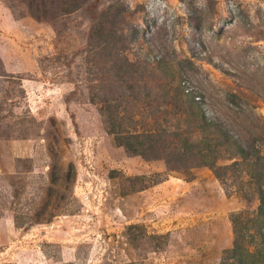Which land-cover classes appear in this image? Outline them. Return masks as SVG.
Returning a JSON list of instances; mask_svg holds the SVG:
<instances>
[{"label": "rangeland", "instance_id": "obj_1", "mask_svg": "<svg viewBox=\"0 0 264 264\" xmlns=\"http://www.w3.org/2000/svg\"><path fill=\"white\" fill-rule=\"evenodd\" d=\"M178 87L251 165L179 149L202 129ZM257 185L264 0H0V264H250L225 254L264 231Z\"/></svg>", "mask_w": 264, "mask_h": 264}, {"label": "trees", "instance_id": "obj_2", "mask_svg": "<svg viewBox=\"0 0 264 264\" xmlns=\"http://www.w3.org/2000/svg\"><path fill=\"white\" fill-rule=\"evenodd\" d=\"M175 93L178 94V97H184L187 107H190L188 119L193 117L194 121L197 122V127L202 129V135L200 139H195V137L193 135H190L189 133L185 134L184 137H179L178 145L180 144V150H186L190 145H196L197 154L202 157V164L211 168L215 172L216 176L221 180L223 174L219 171L221 167L217 165V162L220 158L226 156L223 153L224 145L228 144V147L225 150L229 152V149L232 148V146H235V153H231L232 156L235 157L237 155H241L243 158V162H247V164L250 163V165L253 163L251 161V158L254 161L255 157L258 156V154L252 155L248 152V149L244 144H241L239 140L235 139L234 136H232L230 133L225 132V124L223 122L210 121L206 116L205 111L200 107L198 101H196L194 97H189V94H187L181 87L176 88ZM110 118L113 122L111 132L115 134L117 143L124 146L129 152L145 156L147 149H145L144 146H146L148 142L151 143L152 147H155L157 145L159 140H154V135H152L151 133H130L129 131H122L121 124L125 119L124 117L119 116L116 118L118 119L116 121H114L112 116ZM116 128L117 131H114ZM165 132L166 130L164 129L163 134H165ZM180 132L181 131L178 129V133L176 134L180 136ZM252 175L251 177H256V175L258 174L253 172ZM253 191L261 199L259 212L256 215L257 217L255 218L256 221L260 217H264V189L262 187H258ZM244 194L245 197L249 195L247 193ZM247 201L249 203L252 202L251 199H248ZM234 233V247L226 251L225 257H234L237 259L245 258L248 259V262L250 264H264V231L252 233L253 240L251 242H254L253 249H249L243 245L238 226L234 227Z\"/></svg>", "mask_w": 264, "mask_h": 264}]
</instances>
